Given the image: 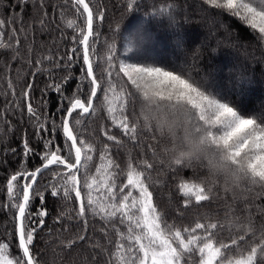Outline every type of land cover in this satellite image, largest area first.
<instances>
[{
  "label": "snow or ice",
  "instance_id": "1",
  "mask_svg": "<svg viewBox=\"0 0 264 264\" xmlns=\"http://www.w3.org/2000/svg\"><path fill=\"white\" fill-rule=\"evenodd\" d=\"M204 3L258 28L264 39V4ZM134 4L129 0L127 7ZM9 8L16 11L0 17V55L6 57L0 121L7 124L9 114L26 117L41 147L26 132L20 148H11V155L40 163L6 178L3 207L12 213L18 254L10 251V240H0V264H42L37 242L46 228L47 247L56 245L57 256L81 248L79 264H264V223H256L264 207L255 204L264 197V116L244 114L187 70L122 59L115 37L101 41L107 11L101 0H16ZM66 12L76 18L68 25L70 37L58 23ZM53 26L70 47L36 45L37 30L51 35ZM138 43L126 40L125 51ZM14 63L29 70L23 84L13 78ZM41 75L48 79L37 102ZM51 92L57 95L54 111ZM101 111L107 123L92 127ZM133 149L141 151L134 155ZM193 167L204 175L180 181L183 201L172 219L154 201L159 181L153 173ZM240 188L247 193L242 208L225 201L215 213L187 216L193 207H210L221 190ZM49 196L69 206L51 227Z\"/></svg>",
  "mask_w": 264,
  "mask_h": 264
},
{
  "label": "trees",
  "instance_id": "2",
  "mask_svg": "<svg viewBox=\"0 0 264 264\" xmlns=\"http://www.w3.org/2000/svg\"><path fill=\"white\" fill-rule=\"evenodd\" d=\"M15 2L16 0H0V17H6L16 11L9 8V5L15 4ZM52 2L59 3L60 0H52ZM101 2L107 7L106 19L100 27L101 41L111 40L115 37L122 59L126 58L130 62L129 58H132L130 63H155L156 66L177 71L187 70L193 78L202 80L214 94L233 102L244 114L264 116V108H255L254 106L255 101L263 100L258 95V91L255 93V98L248 99L247 96L245 98L246 90L248 92L253 89L254 83L264 86V68L259 61L262 58L264 60V39L260 38L262 34L259 33L258 28H252L249 23L226 10L216 9L205 4L204 0H135L132 8L127 7L129 0H101ZM251 2L254 6L264 4V0H251ZM25 11L24 19L30 20L33 9L29 7ZM69 22H76V18L71 12H66L64 17L58 20L61 30L68 37L74 34L73 28L68 26ZM48 32L51 35L37 30L35 43L39 48L51 47L54 41L57 42L61 50L71 46L70 40L58 39L59 33L55 31V26ZM199 35L204 37L201 43L196 39ZM126 40L139 41V43L132 51H125ZM234 43L241 46L232 47L230 44ZM232 54L237 65L235 70L226 71L227 67L225 68V63H221V60H226V57H231ZM5 59L4 55H0V68L4 67ZM16 71L20 73L18 77L15 76ZM28 71L24 64L14 63L13 78L19 84H23L30 78ZM73 71L78 73L79 66L77 65ZM209 71H212V74L205 75ZM3 76L4 73L0 72V89L5 87ZM206 78L213 81L206 82ZM47 79L46 75L37 78L35 93L37 102L40 98L39 89L44 87ZM241 79L243 80L241 81ZM73 84L75 81L68 85L69 93L72 91ZM235 89H237L236 92L231 91ZM48 99L50 101L49 111H54L57 101L56 93H49ZM99 115L101 119H97L92 127L107 123L105 119H102L105 113L101 111ZM7 119V124L0 121V240H10L13 245L10 251L16 255L18 254L14 247L16 241L11 236L13 231L12 213L3 207L6 200V178L13 171L22 170L25 167L32 168L40 161L35 157L26 161L19 155L13 156L11 148H20L21 137L26 132L31 136L37 150L41 146L37 143L38 137L32 135L33 129L28 126L26 117L22 120L19 114H9ZM148 143L151 141L149 140ZM129 147L132 146L129 145ZM140 151V149H133V154L138 155ZM198 175H204V169L199 167L180 168L175 172L162 170L159 174L153 173V180L159 181L156 184L154 201L174 219L176 209L181 206L183 201L182 193L178 191L180 181L195 179ZM47 178L50 177L46 174L45 179ZM234 195L235 200L232 199ZM219 196L220 199L212 201L210 207L191 208L187 212L189 219L193 218L197 212L215 213L220 211L224 208L225 201L242 208L241 200L247 196V193L243 192L242 188L228 193L221 190ZM255 204L264 207V197L257 199ZM35 205H39V200L35 202ZM46 206L50 213L47 220L50 227L54 226L55 217L58 214L69 211V206H66L64 201L50 196L46 200ZM260 215L261 213L254 209L253 216L259 217ZM90 223L95 224L97 229L99 228L98 223L94 221H90ZM256 223L259 226L264 223V219H257ZM55 227L59 226L55 225ZM49 240L46 228L44 232L40 233L37 242V248L43 254L42 264H79L82 259L79 246L70 254L59 253L57 256L53 251L56 245L51 248L47 247ZM56 251L59 252V249ZM59 257H63V260Z\"/></svg>",
  "mask_w": 264,
  "mask_h": 264
},
{
  "label": "rangeland",
  "instance_id": "3",
  "mask_svg": "<svg viewBox=\"0 0 264 264\" xmlns=\"http://www.w3.org/2000/svg\"><path fill=\"white\" fill-rule=\"evenodd\" d=\"M220 28H222V27H220ZM225 28H226V26H225ZM224 27H223V29H225ZM227 30H228V28H226ZM225 29V32H227V30ZM202 38V39H201ZM196 39H197V42H202L203 40H204V37L203 36H198V37H196ZM196 39H194V41H196ZM196 42V43H197ZM232 47H234V46H241V45H239L238 43H234V44H230ZM133 53V52H132ZM232 56H233V54L231 55V57H226L227 59L226 60H221V63L222 62H224L223 64L225 65V68L227 67V69H226V71H231V70H235V67H236V65H237V63L236 62H234V59L232 58ZM260 59V58H259ZM132 58H129V61L130 62H132ZM258 61V60H257ZM260 61V63H262V65H263V68H264V60H263V58L262 59H260L259 60ZM234 62V63H233ZM216 64V63H215ZM218 64H219V61L217 62V67H218ZM216 67V66H215ZM212 74V71H209V72H207L205 75H209V74ZM206 76V77H207ZM205 77V76H204ZM207 80H206V82L208 81L209 83H211L213 80L212 79H209V78H206ZM243 79H241V81H242ZM238 81V80H237ZM208 83V84H209ZM244 86H245V84H244ZM231 91H233V92H236L237 91V89H235V90H231ZM259 92L258 93V95L259 96H261V98L263 99V100H260V101H255L254 103H255V108H264V86H261L259 83L258 84H256V83H254V85H253V89H251L250 91H248L247 92V90H246V95H245V98H246V96L247 97H249L248 99H252V98H255L256 97V95H255V93L256 92ZM243 97V96H242ZM263 113H264V111H263ZM264 115V114H263ZM49 253V252H48Z\"/></svg>",
  "mask_w": 264,
  "mask_h": 264
},
{
  "label": "clouds",
  "instance_id": "4",
  "mask_svg": "<svg viewBox=\"0 0 264 264\" xmlns=\"http://www.w3.org/2000/svg\"><path fill=\"white\" fill-rule=\"evenodd\" d=\"M208 152L211 153V149H208Z\"/></svg>",
  "mask_w": 264,
  "mask_h": 264
}]
</instances>
